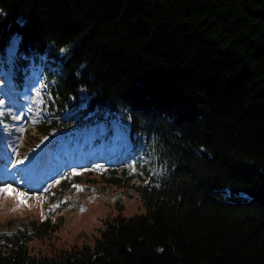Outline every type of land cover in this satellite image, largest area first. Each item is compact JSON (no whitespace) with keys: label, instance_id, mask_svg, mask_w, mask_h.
Here are the masks:
<instances>
[{"label":"trees","instance_id":"obj_1","mask_svg":"<svg viewBox=\"0 0 264 264\" xmlns=\"http://www.w3.org/2000/svg\"><path fill=\"white\" fill-rule=\"evenodd\" d=\"M15 35L57 118L26 147L119 124L135 170L102 178L146 212L46 256L0 232V264H264V0H0V58Z\"/></svg>","mask_w":264,"mask_h":264},{"label":"rangeland","instance_id":"obj_2","mask_svg":"<svg viewBox=\"0 0 264 264\" xmlns=\"http://www.w3.org/2000/svg\"><path fill=\"white\" fill-rule=\"evenodd\" d=\"M16 41V38L12 40L10 57L15 53ZM45 62L43 58L42 65ZM14 85L11 84V92H5L0 103V146L12 159L11 168L16 170L12 173L18 172L17 176L22 180L0 185V232L25 231L29 234L27 246L30 254L46 256L74 245L93 244L107 221L119 215L129 217L146 212L145 205L131 188L111 185L102 178L120 175L124 169H134L129 158H124L130 155L129 149H125L130 142L128 132L117 125L102 130L95 127L92 132L77 137L75 143L70 138L60 142L41 135L40 140H32L36 142L32 149L26 148L32 136L39 137L37 126L44 118L45 112L39 109L41 87L33 82L20 89ZM51 133L57 134L54 130ZM94 139L99 143L93 145V152L112 150L109 160L114 162L108 163L110 167L103 165V160L96 155L94 162L85 164L83 160L80 161L81 167L69 164L63 171H56L57 157L67 159L71 152H83L89 140ZM53 140L54 146L50 148ZM25 152L29 154L22 157ZM37 156L43 158L42 172L37 176L39 186H45L43 192L26 184L29 181L31 187L35 184L33 165ZM24 181L25 184L21 185ZM8 188L11 193L6 191Z\"/></svg>","mask_w":264,"mask_h":264},{"label":"snow or ice","instance_id":"obj_3","mask_svg":"<svg viewBox=\"0 0 264 264\" xmlns=\"http://www.w3.org/2000/svg\"><path fill=\"white\" fill-rule=\"evenodd\" d=\"M6 191H8L9 193H11L12 190L10 188H8V189H6Z\"/></svg>","mask_w":264,"mask_h":264},{"label":"bare ground","instance_id":"obj_4","mask_svg":"<svg viewBox=\"0 0 264 264\" xmlns=\"http://www.w3.org/2000/svg\"><path fill=\"white\" fill-rule=\"evenodd\" d=\"M13 47V46H12ZM33 170H34V168H33Z\"/></svg>","mask_w":264,"mask_h":264}]
</instances>
